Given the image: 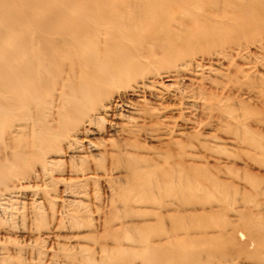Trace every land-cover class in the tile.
Returning <instances> with one entry per match:
<instances>
[{
    "label": "bare ground",
    "instance_id": "bare-ground-1",
    "mask_svg": "<svg viewBox=\"0 0 264 264\" xmlns=\"http://www.w3.org/2000/svg\"><path fill=\"white\" fill-rule=\"evenodd\" d=\"M231 30L236 33L234 37L240 38L244 34L251 35L249 36L251 42L248 41L249 37L245 36L248 38L247 41L249 43L253 42L252 36L257 35L258 37L260 33L262 34L264 32V0H0V187L1 185L4 187L16 186V183L19 186L21 183L18 184V180L36 182V180H41L40 178L42 177L45 178L49 166H54L58 161V156L52 154L63 149L65 150L63 152L65 153V157L68 156L70 164L68 166L71 168V170L67 169L65 171L68 176V184L71 186L75 184L76 187H79L91 182H99L98 178L96 179V176L94 177L91 174L92 168H88L91 171L90 173L87 171L85 163L81 162V160L88 157L87 155H82V151H87L91 154L89 155L91 159H96V161L98 160L107 165L103 167V172L102 170L100 171L101 174L105 172L104 176L100 174L103 179L100 181H104L106 186L111 189L108 190L111 194L113 193L111 198L114 199L118 196V200H122L124 209L128 210L126 212L129 213L124 214L134 216L136 219L138 217L139 220H142V224H144L141 227H133L134 229H131L130 225H124L123 230L127 231L131 229V235L135 234L134 236H137V243L140 247L137 249L139 251L136 253V256L144 264H164V262L181 261V259L184 262L187 261L186 264L190 260L197 261V258H192L185 250L192 243L188 246H183L182 240H179L177 237V234L181 233L180 231H183L186 226L193 223L191 218L194 217L196 199L200 197L225 198L230 193L238 194V190L235 189L237 187L234 188L233 185L227 184L224 181L225 179H221L223 174L227 175L225 178H228L231 174L233 175V167L227 166L228 162L226 159V157L230 156V153L228 156L226 155L228 153H223L226 155V157L224 155L225 158L223 156L221 158L207 154L211 151L207 152L210 144L206 145L205 140L204 143H195L201 134L197 132L206 127L208 128L209 123L206 120L211 119L213 110L216 113L213 117L218 119L217 121H220L223 115L227 118L229 116L226 115H232V108L224 105L222 107L220 104L222 101H220V97L222 95L218 94L220 96L219 100H217L218 102L216 100L214 102L213 92L207 93L201 88L202 85L196 84L197 87L200 86V89H198V93H195L196 104L193 107H198V112H200L198 115H202V117L196 118V115L194 117V113L192 114V109L187 105H183L184 102L189 101H184V96L182 98L183 104L182 102L177 103L175 101L176 104L166 105L165 102L167 100L173 97L174 99L172 100H175L177 96H174V92H170V95L167 91L169 87L165 89L166 87L162 86L164 79L165 81H169L174 78L173 68L177 69V67L184 66L185 70V66L189 68L201 66L202 69L208 68L209 70L212 67V63L217 66L220 61L221 63H223L222 61H228L227 63H229L231 57L233 60L232 53L235 54L236 51L233 52V48L235 49L236 47L234 45H237V42L241 44L242 41H234L236 38L227 39L226 36L229 35L227 32ZM263 36L264 34L261 37ZM262 44H264L263 41ZM260 46L257 47L259 48ZM214 48H217V53L213 51L216 50ZM263 51L260 53H263ZM241 52L240 48L239 57L242 55ZM252 53L255 54L256 52ZM196 57H199V59ZM253 57L256 56L253 55ZM260 58L262 57L260 56ZM238 60L242 63L240 58H237L236 61L239 62ZM230 64L227 65L229 66ZM235 64L233 65L234 67ZM246 64L248 65L249 62ZM243 65L239 66L243 67ZM252 65L255 66L253 62ZM221 68L225 69V66L220 67V70ZM228 68L226 71L229 70ZM237 68L240 69L238 66ZM238 69L234 70V72L237 76L238 73L241 76L243 70H239L237 73ZM220 70H218L219 73H216L215 69L214 74L218 76V74H221ZM246 70L250 72L251 68ZM261 70L264 69L261 68ZM186 72L188 71L186 70ZM222 72L224 73L223 76L231 75L227 74V72ZM205 73L207 74V72ZM191 74L190 72L189 76ZM254 74H251L248 79L251 76L253 77ZM197 75L196 73L195 77ZM223 76L220 77L222 80ZM237 76L233 75V77H236L235 80H238ZM243 76L246 78L244 73ZM211 78L214 79L213 77ZM228 78L230 77L227 76ZM257 78L259 79V75ZM243 79L241 81L239 78L241 83ZM254 80L257 83L255 77ZM168 81L166 82L168 83ZM224 82H226L225 78ZM244 82L247 84V81ZM228 84H230L229 81ZM212 85L214 86V84ZM246 86L242 85L244 88ZM225 87L229 88L230 86L225 85ZM225 87L222 88L224 89L223 91H225ZM247 89V92L241 91L243 89L240 90V88L238 90L235 89L233 92L235 96L229 97H235L234 100H244L245 98L247 100L249 88L247 87ZM212 90L210 89V91ZM188 91L190 92V90ZM230 93L226 94L229 95ZM181 94H185V92H181ZM191 94L189 93V96ZM223 96L225 95L223 94ZM201 99L207 101L197 103ZM222 99L224 103V98ZM243 100L242 102H245ZM253 100L257 101L256 99ZM231 101L233 102V100ZM231 101L227 102L230 103ZM248 101L253 103L249 99ZM189 102H192V97ZM235 103L238 105V102L235 101ZM246 103L248 104L247 101ZM245 104H242L241 107L245 106ZM244 109H238L236 117L241 112V118L242 116L244 118L248 114L247 110ZM225 110L229 111V113H226ZM233 111L235 113V110ZM259 112L261 111L257 113ZM231 117H229V121ZM236 117L234 116L235 119ZM256 117L253 118L255 119L253 122L259 116L257 115ZM241 118L238 117L237 122ZM242 122L244 123V121ZM103 124H105L106 128L101 127L100 129L99 127ZM237 125L240 126L239 124ZM252 128L256 129L255 127ZM223 131L226 130L221 129V132ZM233 131L234 129L231 132ZM250 132L243 128V130H240L239 136L236 137V141L242 142L243 140L244 144L250 140L249 144L253 146H251V150L253 149L256 152L262 150L264 148V141H258L260 139L258 136L262 134L257 133V130L256 134H258V138L256 137V141H254L252 139L254 132L252 130ZM212 133L214 134V132ZM101 135L102 137L106 135L107 137L115 138H113L114 141L112 143L108 144L104 143L106 142L105 138L101 144L100 141H92V137L99 138ZM203 135L206 136V134ZM200 138L202 139L201 136ZM100 140L103 139L100 137ZM147 141L154 142L155 146H146ZM223 141L227 142L228 140L224 139ZM213 147L216 148L214 145ZM234 150L236 151V148ZM242 152L239 154L244 155V151ZM212 153L214 152L212 151ZM218 154L222 155L221 152ZM233 155H231L232 158ZM59 160L60 162L62 161L61 159ZM79 161L81 163L77 164L76 162ZM91 161L93 163V160ZM98 161L96 162L98 165L102 164H99ZM74 162L76 163L75 166H73ZM210 162H213V164ZM96 163L93 164L94 167ZM253 163L251 164L255 165V162ZM58 164L59 166L61 165L60 163ZM65 165L67 166L66 163ZM78 165L79 167H77ZM88 166L91 167L89 163ZM54 167L52 168L56 172V169L59 168ZM76 171L79 173H76ZM236 172L237 177L238 171ZM48 173L50 175V172ZM51 175V179H57V177L55 178ZM244 175L247 174L245 173ZM251 176L249 175V177ZM97 177L101 178L100 176ZM233 177L235 176L233 175ZM58 179L60 180V177ZM63 180L61 181L64 183ZM67 180L65 181L67 182ZM66 182L64 184L67 187L68 184ZM40 184L36 185L42 189L43 184ZM64 184H62L63 187ZM46 186L44 187L48 191ZM4 187L1 188L3 189ZM15 189H13V192L17 191V187ZM85 189L87 188L85 187ZM9 190L12 191V188ZM11 191H9V194ZM71 192L69 193L71 194ZM73 192L74 195L78 193L76 190ZM41 194L44 195L45 193ZM107 194L109 195V193ZM47 196L48 198L46 199H49V195ZM83 196L81 197L83 198ZM96 196L94 195V197ZM243 196L249 195L246 193V196L245 194ZM12 197L14 199L13 195ZM76 197L80 198V195ZM59 201L60 199L57 203ZM66 202L65 206L70 203ZM70 204L72 205V202ZM132 204L136 206H132ZM87 205L89 206V203ZM135 207L138 208L133 209ZM68 209L66 210H71ZM79 209H76V212ZM36 210L35 208L34 211ZM116 211L115 214H117ZM39 212L42 213L43 211L39 210ZM198 212L195 215H199L200 211ZM37 213L35 214L37 215ZM68 213L70 214L71 211L67 212V215H69ZM98 214L96 213V215ZM121 215L124 217L123 214ZM197 215L195 217H198ZM207 215L209 216V214ZM70 216L72 217V214ZM203 216L206 215L204 214ZM134 217L132 218L135 219ZM180 217L184 220H180ZM112 218H114V215ZM38 221L37 223L36 221L34 222L38 225ZM165 223H167L168 230H165L162 235L153 237L154 233L151 232L152 226L154 228L155 226L161 228ZM40 225L38 228L41 227ZM107 225L109 224L107 223ZM74 227L76 226L73 225ZM103 233L105 234V232ZM129 241L131 242V240ZM66 251L68 252V250ZM107 259L109 261V258ZM105 261L106 259L104 258ZM182 264L184 263L182 262Z\"/></svg>",
    "mask_w": 264,
    "mask_h": 264
},
{
    "label": "rangeland",
    "instance_id": "rangeland-1",
    "mask_svg": "<svg viewBox=\"0 0 264 264\" xmlns=\"http://www.w3.org/2000/svg\"><path fill=\"white\" fill-rule=\"evenodd\" d=\"M227 33L229 34L228 36H226L227 39H233V38L235 39L236 38L234 41H236V42L242 41V43L239 44L237 42V45H234L236 43L235 42L233 44L234 47L236 46L235 49L233 48V52L235 50L238 52L235 51V54L232 53L234 59L232 60V57H231L230 58L231 62L229 61V63H227L228 61H226V62L222 61L223 63H221V61H220L221 64L218 63L220 67L225 66V69L221 68V70H220V67L218 66V64L216 63L218 66L217 67L212 62H211L212 67H210V69H212L211 71H210V69L208 70V68H204V67H203L204 69H202L201 66L197 67V68H196V66L195 67L192 66L191 68H189L188 66L187 67L185 66V70H184V66L183 67H177V69L173 68L174 74L176 75V76L174 75V78L172 79L174 81H172L171 79H170L171 81L166 80V81H168V83H167L164 79L163 80V86L161 85L162 87L165 86L166 87V88L164 87L165 89H167L169 87L167 90L169 92V94H170V92L171 93L174 92L173 94H175L174 95L175 97L179 96L178 98L176 97L175 100H172V99H174V97L171 98L170 100H167L165 102L166 105L167 104L172 105L174 103L176 104V102L177 103L182 102V104H183V102L185 100L190 101L191 97H192V102H189V101L184 102L183 105L184 106L187 105L189 108H191L192 114L194 113L193 115H194V117L196 115V118L202 117V115H198V114H200V112H198V107H193L194 104H196L195 93H198V89H200L201 85H202L201 88H203V90L206 91L207 93L213 92L212 94H213L214 102L219 100V97L222 95L220 97V101L222 100L220 102L222 107L230 106V108H232V110H231V112H232L231 116L232 117L230 116V114L226 115V116L231 117L230 121H229V117L227 118L223 115L222 119L220 120L221 122L217 121L218 119L213 117L216 115V113H214L215 110H213V112H212L213 116L212 117L214 119L212 117H210L211 119H208L210 121L206 120L210 125L207 123L208 128L206 127L203 130L197 132L199 134L201 133L200 136L202 137V139L199 136L200 139L197 138V141L195 143H204V140H205L206 145L210 144V148L207 152H209L211 150L207 154L212 155V156H217V157L223 158L226 153H228V154H226L227 156L230 153V156H228V157H226V155H225L227 162H228L227 166L234 168V169L232 168V170H234V172L232 171V173L235 177H236V173H237L236 171H238L237 177L235 178L231 174L233 178L231 177V175H229L228 178H225V177H227V175L223 174L221 179H223V180L225 179L224 181L227 184H229L230 186L233 185L234 188L237 187L235 189L238 190L237 191L238 194H235V193L231 194L230 193L229 196L225 197V198H218V197H213V198L212 197L211 198L200 197V198H198L197 197L198 198V199H196L197 205L194 204L196 207L195 211L193 213L194 217L191 218L193 220L192 221L193 223H191L189 226H186V228H185L186 230L185 229L183 230L184 232L180 231L181 233L177 234V237L179 238V240L180 239L182 240L183 246H188L190 243L193 244V245L191 244L190 247L188 246L187 249H185V250H186V253L190 254V256L192 258H197V261L190 260V261H188L187 264H264V217H263L264 216V151H263L264 148L262 150H258V152H256V151H253V149L251 150L252 145L250 146V144H249L250 140L244 143V144H246L245 145L246 147L243 144V142H244L243 140H242V142L236 141V137L239 136L238 134L240 133V130H243V128L249 130V132H250V130H252L254 132L252 134L253 135L252 139H254V141H256V137L258 135V134H256V131L258 130L257 133H259L260 135L262 134L261 136H258L260 138V139H258V141L259 140H260V142L264 141V138H263L264 137V123H263L264 122V100H263L264 99V96H263L264 95V88H263L264 83L262 84V82H264L263 81L264 80V70H261V68L264 69L263 68L264 67V59H263V57H264V51H263L264 50V44H262V41L264 43V38H263L264 36L261 37L264 34V32H262V34L260 33L261 35L259 34L260 36L258 35V37H257V35L252 36L253 37L252 38L253 44L248 42L251 40V38L249 37L251 35L244 34V35H242V37L239 38V37H234V35H236V33L232 32V30L227 32ZM227 33H226V35H227ZM245 36L249 37V40ZM260 37H261V40L263 39L262 41L260 40ZM237 39H241V40H237ZM255 43L256 44L261 43V44L257 45V46H260V45L261 46L258 48ZM251 44L255 45L256 48H255V46H252ZM240 45H241V47H240ZM248 45H250V46H248ZM249 47H251V48H249ZM238 48H239V50H238ZM240 48L242 51L241 52L242 55H240V57H239L238 55L240 54ZM214 49H216V50H213V51H215V53H217L218 52L217 48H214ZM245 49H246V52H245ZM262 51H263V53H260ZM252 52H254V53L256 52L257 55H255L256 53L253 54ZM248 53H249V56L251 58L248 56ZM244 54L246 55L245 57H244ZM252 54L256 57H253ZM259 54L262 58H260ZM235 55H236V57H234ZM241 56H243L242 59H241ZM258 56H259V58H258ZM248 57H249V60H248ZM237 58H240L242 63L239 60H238L239 62H237L236 61ZM256 58H257V60H256ZM197 59H199V57ZM251 59H252V61H251ZM244 60L245 61L248 60V61H246V63L249 62L250 65L249 64L247 65ZM260 60L263 62L261 63ZM235 62L237 65L235 64ZM252 62L255 66L252 65ZM259 63L261 66L258 65ZM227 64H230V65L228 66ZM234 64H235V67L233 66ZM262 64H263V66H262ZM226 65H227V67H226ZM239 65H243V67H241ZM237 66L240 67V69H238ZM247 66H248V68H247ZM214 67H215L216 71H215ZM179 68H181V69H179ZM182 68H183V70H182ZM227 68L229 69L228 71H226ZM231 68H234V69H231ZM245 68L246 69L251 68V71L249 70L250 72H248V70H246ZM196 69H197V71H196ZM199 69L201 72L198 71ZM236 69H238V71H236L237 73L239 72V70H243V73L246 76V78L244 76L242 77L243 73L241 71H240V73H242V75L239 76V73H238V76H237V74L234 72V70H236ZM257 69H259V70H257ZM186 70L188 72L190 71L192 74L189 76L190 72L188 73V72H186ZM218 70L221 71L220 72L221 74H218V76H217V74H214V71L216 73H219ZM256 70H257V73H256ZM222 71L227 72V74H231V75H227L230 78L227 79V76H223L224 73ZM205 72H207V74ZM233 72H234V74H233ZM196 73L198 74L197 77H195ZM200 73L202 76L199 75ZM209 73H211V74L209 75ZM253 73H255L253 75V77L251 76L252 78L250 77V79H248L249 76ZM232 74L236 75L238 80L237 79L235 80L236 77H233ZM256 75L257 76L259 75V79L257 78ZM186 76H187V78H186ZM214 76L216 77V79ZM219 76L220 77L223 76L225 78L226 82H224V78L222 80V78H220ZM231 76H232V78H231ZM261 76H262V78H261ZM182 77H183V79H182ZM189 77L193 78L194 80L193 79L190 80ZM211 77H213L214 79H212ZM241 77L244 78L242 83H241V81H242ZM254 77L256 78L257 83L254 82L255 81ZM205 78H206V80H205ZM239 78L241 81L239 80ZM232 79H233V81H232ZM196 81L199 83H197ZM212 81H214L215 83L217 81V83H219V84H217V83L215 84ZM228 81L230 84H228ZM237 81H238V83H237ZM244 81H247V84ZM176 82H178V83H176ZM231 82H233V84H231ZM259 82H260V85H259ZM234 83H235L237 88L235 87ZM196 84L197 85L199 84L200 86L197 87ZM212 84H214V86ZM221 84H223L224 86ZM217 85L218 86L220 85L219 88H221V89H219ZM225 85L226 86L229 85L230 87L227 88V87H225ZM231 85L232 86L234 85L233 86L234 89L232 88ZM242 85H245V86L247 85V86L244 88V87H242ZM208 86H209V88H208ZM223 87H225V91L228 90L226 93H230V92L231 93L229 95L226 94L225 91H223L224 89H222ZM247 87L249 88V91H248L249 97L247 98V100H246V98L244 100L243 99L234 100L235 97H232V98L229 97V96H233V95L235 96V93L233 94L235 89L238 90L240 88V90L243 89L241 91L247 92V90H248ZM210 89H213V90L210 91ZM171 90H174V91H171ZM188 90H190V92ZM195 90H197V91H195ZM230 90H232V91H230ZM220 91L222 94L220 93ZM181 92L182 93L185 92V94H181ZM214 92H216L217 94ZM179 93H180V95H178ZM189 93L190 94L192 93V94L189 96ZM251 93H252V95L250 96ZM173 94H172V96H173ZM214 94H216V95H214ZM218 94H220V96ZM223 94L225 96H223ZM253 94H254V96H253ZM193 95H194V97H193ZM183 96H184V101L182 99ZM186 96H187V98L185 99ZM222 98H224L225 104L223 103ZM248 99L250 101H253V103L249 102ZM253 99H256L257 101H255ZM229 100L230 101L233 100V102L231 101L230 102L231 104H230V103H228ZM242 100L245 102L247 101L248 104L247 103L245 104V102H242ZM206 101L201 99V100L197 101V103L198 102L204 103ZM235 101L238 102V105L236 103L234 104ZM212 102H213V100H212ZM258 102H259V104H258ZM188 103L191 105H189ZM226 103H228L229 105ZM242 104H245V106L243 105L244 107L243 106L241 107ZM232 105H233V107H231ZM247 106H248V108H247ZM235 107H237V109H235ZM240 108H243V109L245 108L244 110H247L246 111L248 113V114H246L247 119H246V116H244V118L242 116V118H241V112H240L238 117L241 119H238V122H237L238 117H236V116L238 115V111L240 110ZM233 110H235V113ZM248 110H250V111L252 110V112H250ZM258 111H261V112L257 113ZM227 112L229 113V111H226V113ZM248 115H250V116H248ZM251 115H253L252 120H251ZM257 115L259 116L258 117L259 120L256 119L257 122L256 121L253 122V120H255L253 118H255ZM234 116L236 117V119L234 118ZM223 118H225V119H223ZM232 118L235 121H233ZM248 119H250L251 122L248 121ZM231 121H233V122L231 123ZM242 121H244V123ZM218 122L223 123V124H220ZM217 123H218V125H217ZM213 124H214V126H212ZM237 124H239L240 126H238ZM248 124H250L252 127H255L256 129L252 128ZM221 125H225V126L221 127ZM209 126L210 127L212 126L213 128L212 127L210 128ZM216 126L219 128H217ZM101 127L106 128L105 124H103L99 128L101 129ZM247 127H249L250 129ZM213 129L216 131H214ZM221 129L226 130V131L221 132ZM233 129H234V131L231 132ZM237 129H238V131L236 132ZM206 131H207V133H206ZM212 132H214V134ZM224 132H226V133H224ZM202 134H206V136L203 135L204 136L203 137ZM210 134H211V136H210ZM255 134H256V136H255ZM207 136H209L208 138H210V137L211 138L208 139V138H206ZM100 137L103 140H100ZM100 137L97 138L94 136L91 139H92V141H95V140L100 141V144L102 142H104V140L106 139V142H104V143L108 144V143H112V141H114L113 138H115V137H107L106 135H103V137L101 135ZM217 139H219L220 141ZM224 139L228 140V141L227 142L223 141ZM232 141H234V142L231 143ZM213 145L216 146V148L213 147ZM146 146L154 147L155 143L154 142L151 143V142L147 141ZM223 147H225V148H223ZM263 147H264V144H263ZM221 148H223V149H221ZM235 148H236V151L234 150ZM84 149H85V147H84ZM242 149H244V150H242ZM212 151L214 153H212ZM223 151H225V152H223ZM242 151H244V155L239 154V153H243ZM250 151H251V153H250ZM63 152H65L64 149L58 150L57 152L52 154V155L58 156V158H57L58 161L56 163L57 165L56 164L55 165L52 164V165L56 166V168H59V169H56V172H55L54 166H51V167L49 166V168L47 166V168L49 170L47 171V176L45 178L42 177V178H40L41 180H36V182L35 181L26 182L24 180H18V184L21 183L22 186L21 185L18 186L17 183L15 184L16 186H13V185L12 186H5L8 189H6L4 186L1 185V187H4V188L2 189L0 187L1 188L0 189L1 190L0 191V203L3 202L0 205V264H142L143 262L136 256V253L139 251L137 249H139V247H140L137 243V238H136L137 236H134L135 234L131 235L132 231L130 233V230L134 229L133 227H141L144 224H142V220L141 219L139 220L138 217H137V219H138L137 220L136 217H134V216H130V215L127 216L126 214H129V213L126 212L128 210L124 209V205H123L122 200H120V199L118 200V196H117V198L115 197L114 199L111 198L113 196V193L111 194L110 191H108L111 189L108 186H106V183H104V181H100L102 179L101 175H103L105 173L104 172L101 174L100 171L102 170V172H103L104 171L103 167H106L107 165L97 160L99 162V164L102 163L104 166L102 164L98 165V163H96L97 162L96 159H93V158L91 159V157L89 156V155H91L90 153H88L87 151H86L87 153L85 151H82L81 154L87 155L88 157H87V159L85 158L84 160H81V162L83 161V163H85L87 171H89L90 173H91V171L88 168H90V169L92 168L91 174H93L94 177L96 176L95 178L96 179L98 178L99 182L96 181L95 183L91 182V183L84 184V185L82 184L83 186H79V187H76L75 184L71 183L72 184V186H71L70 184H68V180H67L68 176L65 172L67 169L71 170V168H70V166H68V165H70L69 160H68V156L65 157V153H63ZM220 152L222 153V155L221 154H220L221 156L219 154L217 155V153H220ZM247 152H249V153L246 156ZM223 153H225V154H223ZM235 153L237 154L238 158H237ZM232 154H234L233 155L234 159L231 156ZM256 154H258V155H256ZM249 156H250V158H249ZM88 158H90V159H88ZM255 158H256V160H255ZM59 159H61L62 161L60 162ZM250 159H252V160H250ZM63 160H64V162H63ZM91 160H93V163H91L92 162ZM81 162L79 161L76 163L80 164ZM94 162L96 163L95 167L93 165V164H95ZM250 162L251 163L255 162V165H253L254 163L251 164ZM58 163H60L61 165L59 166ZM65 163L67 164V166L65 165ZM76 163L73 166H75ZM88 163L91 167L88 166ZM210 163L213 164V162H210ZM98 166H99V168H98ZM221 166H223V165H221ZM52 167H54V168H52ZM77 167H79V165ZM250 167H252V168H250ZM243 168H244V170H243ZM78 171H76V173H79ZM48 172H50V175L52 173V175H51L52 177H55V178L57 177V179H55L56 181L54 180V178L51 179ZM245 173L247 175H244ZM254 173H255V176H254ZM53 174H54V176H53ZM116 174H118V173H116ZM249 175H252V176L249 177ZM97 176H100L101 178L99 179V177H97ZM244 176H245V179H244ZM49 177H50V179H49ZM59 177H60V180L58 179ZM62 177H65L66 179L62 178ZM229 177H231V178H229ZM252 177H254V178L252 179ZM243 179H244V181H243ZM250 179H252V180L250 181ZM61 180H63L64 183L66 182L65 180H67L66 183L70 187H68V186L66 187V185ZM40 181L43 184L42 189H41V187H37L38 185H36V184H40L41 183ZM43 181H44V183H43ZM55 182H56V184H55ZM29 184L31 185L30 187H29ZM42 184H40V185H42ZM60 184L61 185L64 184V187H63V185L61 186ZM229 185H227V186H229ZM25 186H27L29 188H27ZM44 186H46V188H48V191H47V189H45ZM84 186L87 189H85ZM16 187H17V191L13 192V189H15ZM22 187L24 188L23 190H22ZM10 188H12V191L9 190ZM25 188H26V190H25ZM38 188H39V190H38ZM27 189H29V190H27ZM30 189H32V190H30ZM75 190L78 193H76L74 195L73 191H75ZM105 190H107V191H105ZM9 191H11L10 194H9ZM90 191H91V193H90ZM43 192L45 193L44 195L41 194ZM69 192H71V194ZM107 193H109L110 196ZM246 193L250 197L246 196ZM244 194L246 197L243 196ZM12 195L14 196V199H13ZM21 195H23V196H21ZM47 195H49L50 200L46 199V198H48ZM78 195H80V198L76 197ZM94 195L95 196L97 195V196L94 197ZM81 196H83V198ZM238 196H241V197L243 196L244 198L243 197L241 198ZM15 197L17 200L15 199ZM12 199H13V201H12ZM59 199H60V201H59V203H57V201ZM66 200L68 203L72 202L73 206L70 203L67 204V206H69V207L65 206ZM15 201H16V203H15ZM49 201H51V202H49ZM37 202H39V203H37ZM106 202H107V205H106ZM121 202H122V204H121ZM87 203H89L90 207L87 205ZM90 203H92V204L90 205ZM94 204H95V206H94ZM53 205H54V207H53ZM134 205L135 204H132V206H134ZM96 206H97V208H96ZM82 207H83V209H81ZM93 207H94V209H93ZM35 208L37 209L36 211H34ZM137 208L138 207H135L133 209H137ZM142 208H144V207H142ZM213 208H215V209H213ZM32 209H33V211H31ZM38 209L40 211L42 210L44 213L39 212ZM66 209H68V210L71 209L70 214H72V217L70 216L69 213H68L69 215H67V212H70V211H67ZM76 209L77 210L79 209V211L76 212ZM112 209H113V211H112ZM2 210H3V212H2ZM7 210H9V211H7ZM62 210H65L66 212L62 211ZM29 211H30V213H29ZM59 211H61V212H59ZM115 211L117 212L118 216H117V214H115ZM198 211H200L199 215H197L199 213ZM203 212L206 216H203L204 215ZM35 213H37V215ZM88 213L91 215L88 216L89 215ZM96 213L97 214L101 213V214L96 215ZM124 213H126V214H124ZM195 213H197L196 215L198 217H195L196 216ZM121 214H123L124 217ZM207 214H209V216ZM113 215H114L115 219L112 218ZM115 215L117 216V218ZM38 216H39V218H38ZM65 216H66V218H65ZM108 216L110 217V219ZM132 217H134L135 219H133ZM37 218L38 219L41 218L42 221H41V219H40V221H38ZM73 219H74V221H73ZM89 219H91V220H89ZM106 220H107V222H106ZM114 220H116L117 223H116V221L113 223ZM180 220H184V219L182 217H180ZM34 221H36V223L38 221L39 222L38 225ZM68 221H69V224H68ZM41 222H43V223L41 224ZM110 222H111V225H110ZM107 223L109 225H107ZM140 223H141V225H140ZM126 224L130 225L131 229H129L127 231L123 230L125 227L124 225H126ZM39 225L41 226L40 228H38ZM73 225L76 226V227H74L75 229L73 228ZM192 226H193V228H191ZM152 227L153 228H152L151 232L154 233L153 237H156L158 235H162L165 232V230L166 231L168 230L167 223H165V225H163V227L165 229L163 227L159 228L158 226L157 227L155 226V228H154V226H152ZM157 231H158V233H157ZM103 232H105V234ZM109 234H111V235L109 236ZM119 234H120V236H118ZM126 234H127V236H125ZM131 237H134V238H131ZM113 238L117 239L118 241L117 240L115 241ZM124 238H125V240H124ZM126 238H128V239H126ZM121 239H122V241H121ZM190 239H193V240H190ZM129 240H131V242ZM65 249L68 250V252ZM116 249H118V250L116 251ZM132 250H134L133 252L135 254L132 252ZM128 251H130V253H128ZM80 252H82V253L80 254ZM106 257L109 258V261ZM104 258L106 259L105 262H107V263L104 262ZM182 262L184 264H186L187 261L184 262V260L181 259V261L180 260L179 261H173V262L168 261V262H164V264H182Z\"/></svg>",
    "mask_w": 264,
    "mask_h": 264
}]
</instances>
